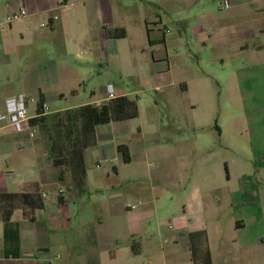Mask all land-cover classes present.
<instances>
[{
	"label": "crops",
	"instance_id": "0c3cea01",
	"mask_svg": "<svg viewBox=\"0 0 264 264\" xmlns=\"http://www.w3.org/2000/svg\"><path fill=\"white\" fill-rule=\"evenodd\" d=\"M224 1L231 7L221 8ZM196 2L0 0V23L21 6L27 10L0 29V113L19 94L31 100L32 118L39 103L52 113L108 102L106 87L98 96L86 82L129 51L127 42L146 41L184 91L206 76L186 64L187 54L180 56L189 40L214 45L222 63L241 61L226 75L234 114L215 125L218 142L212 133L156 137L137 129V102L136 118L96 127L81 195L50 175L37 135L31 139L0 122V192L38 191L45 203L30 217L22 209L13 213L18 257L6 250L0 221V264H139L144 241H155L156 229L166 245L164 264H192L188 234L197 231L206 232L213 264H264V0H220L202 9ZM161 10L169 14L167 24ZM117 29L126 36L115 38ZM117 92L132 99L124 85ZM54 103L60 106L50 108Z\"/></svg>",
	"mask_w": 264,
	"mask_h": 264
},
{
	"label": "rangeland",
	"instance_id": "374dc122",
	"mask_svg": "<svg viewBox=\"0 0 264 264\" xmlns=\"http://www.w3.org/2000/svg\"><path fill=\"white\" fill-rule=\"evenodd\" d=\"M219 1L197 0L196 6L206 7L215 5ZM160 16L164 24H167L169 14L161 10ZM183 42L185 43V39ZM144 43L135 45L127 42L129 51L126 49L120 59H110L108 65L104 63L86 83L96 86L98 96L102 95L103 89L110 82L116 87L124 85L126 92L131 93L130 97L138 102L139 117L132 122L137 129L142 128L147 133L154 132L156 137L195 138L212 133L218 142L220 131H217L215 125L219 128L221 121L224 122L225 118L234 114L233 108L226 102V75L230 67L240 64L241 61L226 58L222 63L214 45H197L192 40H189L188 45L180 44L182 45L179 49L180 56L188 55L186 64L205 72L206 75L200 82L186 84L187 89L184 91L182 85L176 83L172 75L163 72L166 67L165 61L155 60L153 56L156 53L152 54L149 44L144 45ZM142 46H145V51L142 50ZM130 47H136L137 50L133 51ZM53 106L50 108H57L60 105L54 103ZM238 114L241 115L240 108ZM155 136H149V139ZM35 141L41 147L44 146V140L39 136V132ZM49 163L50 175L59 182L60 171L65 167H54L51 162ZM59 186L75 193L70 187L69 172L66 174V179L59 182ZM62 193L59 191L58 195L61 196ZM160 221H165V218H161ZM156 223V219H152L154 226ZM158 231L161 230L156 229L155 241H144L143 251L136 258L139 264H164L162 248L166 245L164 241L159 242L161 237ZM165 238L167 239L168 236Z\"/></svg>",
	"mask_w": 264,
	"mask_h": 264
},
{
	"label": "trees",
	"instance_id": "16d2710c",
	"mask_svg": "<svg viewBox=\"0 0 264 264\" xmlns=\"http://www.w3.org/2000/svg\"><path fill=\"white\" fill-rule=\"evenodd\" d=\"M115 38H124L123 29L114 30ZM43 104L39 103L38 114H43ZM138 116L137 101L126 96L118 97L100 106L86 104L74 109L52 112L33 117L32 126L38 128L44 140L48 160L54 167H65L59 174V182L70 173L71 188L77 195L86 191L85 152L96 145V127L113 121L134 119ZM125 162L129 161L125 146L118 148ZM63 201V197L60 198ZM45 206L40 192L10 193L0 192V221L4 223L6 250L13 256L20 255L19 230L11 218L17 209H22L30 217L36 210ZM192 264H213L205 231L188 234Z\"/></svg>",
	"mask_w": 264,
	"mask_h": 264
},
{
	"label": "built area",
	"instance_id": "2783aa9c",
	"mask_svg": "<svg viewBox=\"0 0 264 264\" xmlns=\"http://www.w3.org/2000/svg\"><path fill=\"white\" fill-rule=\"evenodd\" d=\"M231 7L229 1H224L221 8L228 9ZM27 15V10L24 6H21L15 13L7 16L3 22L0 23V29H3L6 25L11 24L13 21L20 19ZM57 19V17H54ZM107 100H113L120 95L117 92V87L114 83L110 82L106 87ZM31 100L23 94H19L11 99L7 100L6 112L0 113V122L6 121L7 125L17 133H27L29 138H34L38 134V128L31 125L30 120L32 117L29 115V104ZM99 106V105H98ZM43 114L51 113L49 107L46 104L42 106ZM43 114L36 113V116ZM35 116V117H36ZM135 205H128V208H135Z\"/></svg>",
	"mask_w": 264,
	"mask_h": 264
}]
</instances>
